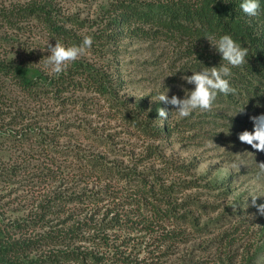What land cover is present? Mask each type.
I'll list each match as a JSON object with an SVG mask.
<instances>
[{"label": "rangeland", "instance_id": "1", "mask_svg": "<svg viewBox=\"0 0 264 264\" xmlns=\"http://www.w3.org/2000/svg\"><path fill=\"white\" fill-rule=\"evenodd\" d=\"M30 1L0 0V41L9 44L10 57L32 59L52 76L56 74L45 65L50 55L48 44L79 45L89 35L93 45L85 56L56 75L67 82L61 93L50 87L41 99L27 100L17 85H8L15 102L0 104V233L10 228L9 233L19 235L15 225L30 220L32 227L25 235H40V243L53 244L35 246L29 252V258H42L51 255L47 251L52 247H65L68 240L58 235L59 230L93 211L97 219L103 218L108 207L128 197L130 183L101 179L96 171L92 175L86 162L97 157L113 166L109 172L112 178L119 177L116 169L125 172L129 167L141 178H155L158 185H173L182 204L177 222L184 234L172 246L157 250L161 264H224L230 254L238 264L247 249L249 255L257 252L255 264H264V216L249 206L255 198L264 203V170L259 167L264 153L238 139L239 133L253 129L250 116L264 114V102H249L239 94H218L211 111L197 109L180 118L171 105L152 100L168 89L169 98L175 94L183 99L182 87L194 89L181 77L199 71L204 58L190 41L163 33L99 41L96 35L102 32L113 4L120 0H38L50 3L45 9L52 11L54 24L64 26L68 35L50 26L44 14L8 25L4 18L11 15L7 11L10 5ZM204 49L214 53L211 47ZM205 58L214 59L212 55ZM77 64L92 66L94 72L106 71L107 82L115 87L112 96L90 85L76 70ZM159 107L169 110L166 120L158 118ZM243 108L244 113H238ZM166 122L171 125L170 134L151 138L149 131ZM23 129L51 132L54 153H38L40 144L31 134L20 138ZM78 146L79 155L75 154ZM175 163L188 167L180 171ZM83 188L93 192L99 204L49 201L58 190L71 196ZM41 208L45 210L42 219L37 212ZM49 231L52 236L44 238ZM77 244L85 249L84 242Z\"/></svg>", "mask_w": 264, "mask_h": 264}, {"label": "trees", "instance_id": "2", "mask_svg": "<svg viewBox=\"0 0 264 264\" xmlns=\"http://www.w3.org/2000/svg\"><path fill=\"white\" fill-rule=\"evenodd\" d=\"M242 2L243 0H120L111 7V15L96 38L99 41H117L123 36L149 37L152 34L163 33L176 39H186L190 41L198 56L204 58L198 67L201 70L225 63L204 37L214 35L218 39L221 35L229 34L235 41L249 49L246 63L231 69L232 76L228 78L231 86L237 90L236 94L247 98L249 102H264V0H259L261 7L255 17H250L242 11L239 6ZM47 4L50 3L32 0L29 3L12 5L13 7L10 5L7 11L11 15L5 16L4 20L13 26L20 18L44 14L50 26L55 25V29L68 35L69 31L64 26L54 24L55 16L50 9H45ZM8 47L6 41H0V104L15 102L14 97L9 94V83L17 85L22 93H25L27 100L33 97L31 100L41 99L50 87L54 93H61L65 78L51 76L40 65L25 56L10 57ZM204 47H211L214 53L206 52ZM208 55L214 57L213 61L205 58ZM79 66L80 64L76 65V70L83 73L90 85L112 96L115 87L107 82L109 76L106 71L94 72L96 69L91 68L92 66ZM15 109L21 116L22 112ZM145 130H148L146 126ZM32 132L23 129L20 138H27L31 134L30 138L40 144L38 153L45 156L54 153L55 144H52V141L55 137L51 132L35 133L34 129ZM149 132L151 138L156 140L165 138L171 132V125L166 122L165 126H154ZM18 136L19 133L14 134L15 138ZM75 154H80L79 146ZM89 158L86 162L87 170L92 175L96 171L101 179L109 178L130 183L127 187L130 188L128 197L117 205L108 207L101 219H97V213L93 211L90 215L87 213L82 219L69 224L65 229L59 230L58 235L61 234L68 242L63 243L65 247L58 249L52 247L47 251L51 253L48 257L28 256L35 246L43 248L44 245H53L40 243V235L36 237L31 234L25 235V231L32 227L30 220L15 225L19 235L11 234L8 232L10 228H5L6 233H0V264H161V255L156 254L157 250L160 251L165 245L172 246L178 236L184 234L177 222L180 216L177 211L182 204L175 197L173 185L166 186L164 183L158 185L157 181H154L155 178H141L137 173L136 175L132 173L135 168L129 167L125 172L116 169L115 174L119 177L112 178L109 172L113 171V166H109L105 161L100 162L97 157ZM174 167L185 171L188 165L175 163ZM63 194L62 190H58L54 197L49 196V201L57 199L66 203L77 200L80 203L99 204L98 199L94 198L95 195H92L94 193H89L85 188L76 190L71 196ZM48 206L50 205L46 204V207ZM42 208L45 209V206ZM42 208L37 211L40 219L45 216V210ZM85 232L93 233L87 235ZM110 232L115 234L112 235ZM50 234L52 236V232L49 231L42 236L46 238ZM79 241L84 242L85 249H82L81 244H77ZM146 250L149 254L142 256ZM249 252L247 249L238 264H255L257 252L251 255ZM224 264L237 263L230 254Z\"/></svg>", "mask_w": 264, "mask_h": 264}, {"label": "clouds", "instance_id": "3", "mask_svg": "<svg viewBox=\"0 0 264 264\" xmlns=\"http://www.w3.org/2000/svg\"><path fill=\"white\" fill-rule=\"evenodd\" d=\"M239 6L250 17L257 16L261 7L259 0H243ZM204 38L221 55L225 63L218 67H205L192 72L190 76H182L183 81L194 85L191 91L182 87L183 99L175 94L169 98L167 93L170 89H168L166 93H160L152 100L171 105L180 118L190 116L197 109L211 111L218 94L225 96L236 94L237 90L231 86L228 78L232 76V68L246 63V57L249 54L248 47L242 46L229 34L221 35L218 39L214 35H207ZM92 45L93 38L89 35H85L79 45L65 46L60 41H56L54 46L48 44L47 50L50 55L47 56L45 65L50 68L51 73L59 75L66 71L71 63L85 56ZM156 111L161 120H166L169 116L168 110L164 107H159ZM244 111L243 108L238 113H244ZM249 119L253 124V129L242 131L238 134V139L256 152L264 153V114L253 115ZM259 167L264 170V162H259ZM249 206L256 209V214L264 216V203H257V198L251 199Z\"/></svg>", "mask_w": 264, "mask_h": 264}]
</instances>
